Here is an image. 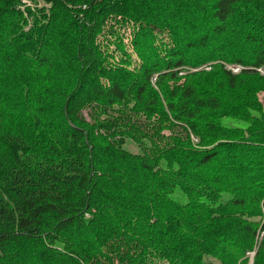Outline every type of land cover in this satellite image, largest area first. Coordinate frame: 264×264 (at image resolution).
Returning <instances> with one entry per match:
<instances>
[{
    "label": "trees",
    "instance_id": "1",
    "mask_svg": "<svg viewBox=\"0 0 264 264\" xmlns=\"http://www.w3.org/2000/svg\"><path fill=\"white\" fill-rule=\"evenodd\" d=\"M34 1L0 0V264H248L264 0Z\"/></svg>",
    "mask_w": 264,
    "mask_h": 264
},
{
    "label": "rangeland",
    "instance_id": "2",
    "mask_svg": "<svg viewBox=\"0 0 264 264\" xmlns=\"http://www.w3.org/2000/svg\"><path fill=\"white\" fill-rule=\"evenodd\" d=\"M24 1H25L26 5H31V6L36 5L35 1H34L33 3L31 2V0H24ZM33 4H34V5H33ZM42 4H44V2H43L42 0H37V5H42ZM22 8L24 9V6H22ZM128 29L130 30V28H128ZM129 30H127V38L125 39V41H126L127 43H129V37H128V35H129V34H128ZM127 45H128V44H127ZM128 46H129V45H128ZM133 56H134V58H136V55H135V54H134ZM229 65H230V64H229ZM229 65H228V67H229ZM233 65H236V64H233ZM237 72H238V71H237ZM259 98H260V100L262 101V103H263V105H264V92H260V93H259ZM192 139H193L194 142L197 141V138L194 137V136H192ZM127 145H128V147H129L131 150H133V151H137V150H138L137 147H136V145L133 144L132 142H128ZM263 236H264V230H260V231L258 232V234H257L255 245H254V247H253V249H252L251 251H255V253H256V250H257V248H258V245H259L261 239L263 238ZM251 251H248L247 254H246V256H247L248 259H249L248 264H249V262H250V253H249V252H251ZM248 253H249V254H248ZM253 255H254V254H253ZM254 256H255V255H254ZM254 256H253V260H254ZM157 264H165V263H163V262H158ZM252 264H253V261H252Z\"/></svg>",
    "mask_w": 264,
    "mask_h": 264
},
{
    "label": "built area",
    "instance_id": "3",
    "mask_svg": "<svg viewBox=\"0 0 264 264\" xmlns=\"http://www.w3.org/2000/svg\"><path fill=\"white\" fill-rule=\"evenodd\" d=\"M206 68H210V66H209V65H206ZM229 68L232 69L234 72H237V71L240 70L241 66H239V65H229ZM259 70H260L262 73H264L263 68H259ZM249 253H250V262H249V264H252L253 256H254L253 254H255V251H251V252H249ZM249 253H248V254H249Z\"/></svg>",
    "mask_w": 264,
    "mask_h": 264
}]
</instances>
